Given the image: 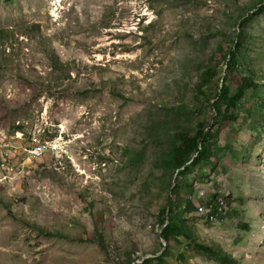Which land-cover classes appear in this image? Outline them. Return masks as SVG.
<instances>
[{
    "label": "rangeland",
    "instance_id": "1",
    "mask_svg": "<svg viewBox=\"0 0 264 264\" xmlns=\"http://www.w3.org/2000/svg\"><path fill=\"white\" fill-rule=\"evenodd\" d=\"M35 140L0 167V264H264V0H0V153ZM169 199L193 240L161 238Z\"/></svg>",
    "mask_w": 264,
    "mask_h": 264
},
{
    "label": "trees",
    "instance_id": "2",
    "mask_svg": "<svg viewBox=\"0 0 264 264\" xmlns=\"http://www.w3.org/2000/svg\"><path fill=\"white\" fill-rule=\"evenodd\" d=\"M231 78L233 79L234 82L237 81V84L234 90L230 92L228 87L224 84L220 88V92H218V95L223 99V103L226 106L228 105L232 106V104L235 101L240 99L244 95V91L248 87V84H249V82L244 78L239 79L238 77H235L233 75H231ZM213 109H214V112L216 113V116L220 118L219 119L220 121L225 120L222 118L220 114V110L216 106H214ZM15 128L21 129V125H17ZM211 136H212L211 132L208 131L206 127L203 126L202 122H199L195 128L194 134L191 137V143H189V147L195 151L191 158L192 165H196L200 162L211 163L210 159L213 156V153L211 150V143H210ZM183 150L185 149L182 147V145L178 146L179 153H177L176 155H179V156H177L176 161L174 163L175 168H179L180 166H183L189 158L188 156H185V152ZM217 195L218 194L213 195L212 199H214ZM171 201L172 199H169L167 206L165 205L161 209V216H160L159 222L161 226L164 225L160 231L161 238L166 240V242H169L171 237L185 234L188 238L193 240L192 236L189 235L190 233L186 231L185 226L183 225L184 223L182 222L183 223L182 224L180 223L181 221H179V219L177 220L176 212L174 211L176 209L172 205ZM220 202L222 204H220ZM222 205H223V201L219 199V205L217 203L218 209H217L216 214L221 213L223 209ZM189 206H190V209L187 211L188 213L192 211L191 201L189 203ZM166 218L168 221L165 223ZM221 219L223 220L222 217ZM199 246L201 247V245ZM214 254L216 255V257L220 259V261H223L225 264H236L235 259L234 258L232 259L230 255H228L227 253H222L216 250Z\"/></svg>",
    "mask_w": 264,
    "mask_h": 264
},
{
    "label": "clouds",
    "instance_id": "3",
    "mask_svg": "<svg viewBox=\"0 0 264 264\" xmlns=\"http://www.w3.org/2000/svg\"><path fill=\"white\" fill-rule=\"evenodd\" d=\"M45 143L48 144V149H47L46 151H44V153H43L38 159H32V158L28 159V156H27V154L23 151V148H24V147H29V146H24V147H22V148L19 150V151L22 152V153L19 154V156H18L19 159L13 161V163H14L15 165H17L19 162L22 161V162H23V169L20 170V171H18V172H16V173H14V174L6 171V169H5L4 165H3V163H5L6 161H7L8 163H10L11 161L9 160L10 157L5 153L4 150H2V152L0 153V154H2V155L0 156V167L4 169L5 176H7V175H9V174H10L11 176H18L19 174H21V173L24 171V168L26 167L27 162H35V161H38L39 159H41V158L43 157V155L45 154V152H47V151H49V150L52 149V146L49 144V141H43V142H41V141H39V140H35L34 143H33V144H45ZM30 146H31V145H30ZM3 157H4L5 160H3ZM0 180H1V178H0ZM205 197H206V196H205V193H203V194L200 195V196H198V194H197L198 202H195V206H196V208H195V212L198 213V214H206L207 218H209L211 221L216 220V219H218V220H222L221 217H222L223 219H226V218H225V215L227 214V211H228V207L226 206V202H227V200H226V196H225V195H222V194H218L214 199L211 198L212 200L209 199V200H207L206 202L201 203V201H203V199H204ZM219 199H221V200L223 201L224 205H223V209H222L221 213L216 214V212H217V207H218V206H217V203H218V205H219ZM216 206H217V207H216ZM215 207H216V208H215ZM212 216H213V217H212ZM167 221H168V220H167V218H166L165 223H166ZM163 226H164V225H163ZM163 226H162V227H163ZM142 261H143V259H142ZM138 262H141V261H137V263H138ZM132 264H135V262H133Z\"/></svg>",
    "mask_w": 264,
    "mask_h": 264
},
{
    "label": "built area",
    "instance_id": "4",
    "mask_svg": "<svg viewBox=\"0 0 264 264\" xmlns=\"http://www.w3.org/2000/svg\"><path fill=\"white\" fill-rule=\"evenodd\" d=\"M47 149H48L47 143H45V144H32L29 147H24L23 151L27 154L28 159H30V158L33 159L34 156H36V154L44 153V151H46ZM3 160H5V159L3 158ZM3 165H4L7 172H10L13 174L23 169V164L21 166H14L13 162L8 163L6 161L5 163H3ZM217 209H218V207H217Z\"/></svg>",
    "mask_w": 264,
    "mask_h": 264
},
{
    "label": "bare ground",
    "instance_id": "5",
    "mask_svg": "<svg viewBox=\"0 0 264 264\" xmlns=\"http://www.w3.org/2000/svg\"><path fill=\"white\" fill-rule=\"evenodd\" d=\"M220 204H222L221 202H220ZM220 210V209H219Z\"/></svg>",
    "mask_w": 264,
    "mask_h": 264
}]
</instances>
